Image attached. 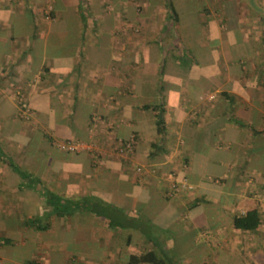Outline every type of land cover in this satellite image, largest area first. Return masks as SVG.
I'll return each mask as SVG.
<instances>
[{
    "label": "crops",
    "instance_id": "obj_1",
    "mask_svg": "<svg viewBox=\"0 0 264 264\" xmlns=\"http://www.w3.org/2000/svg\"><path fill=\"white\" fill-rule=\"evenodd\" d=\"M84 2L0 0V264H264V0Z\"/></svg>",
    "mask_w": 264,
    "mask_h": 264
},
{
    "label": "trees",
    "instance_id": "obj_2",
    "mask_svg": "<svg viewBox=\"0 0 264 264\" xmlns=\"http://www.w3.org/2000/svg\"><path fill=\"white\" fill-rule=\"evenodd\" d=\"M170 4V3H169ZM168 6L171 8V5ZM77 9L79 4H77ZM82 16V17H81ZM82 21V28L85 26V18L83 15H80ZM144 107H148L155 110V125L156 131L161 132L164 126V117H163V108L160 104H145ZM261 214L256 207L248 208L241 213H233L231 216V224L234 228L241 230H254L260 222ZM162 253H165L163 249L160 250V253L148 249L146 251L136 253H129L127 256L126 264H173L171 260L163 256Z\"/></svg>",
    "mask_w": 264,
    "mask_h": 264
},
{
    "label": "rangeland",
    "instance_id": "obj_3",
    "mask_svg": "<svg viewBox=\"0 0 264 264\" xmlns=\"http://www.w3.org/2000/svg\"><path fill=\"white\" fill-rule=\"evenodd\" d=\"M87 1V0H86ZM122 1V3H121ZM90 0V5H88V7L91 8V11L92 12H99V13H102V14H111V12H114V13H120L122 14L123 12L125 14H128L127 12L131 10V7L129 5L130 2H136V5H134L135 7H138L140 9V0ZM81 2V3H80ZM106 2V3H104ZM117 5V6H116ZM122 5V6H121ZM123 10V12H119L120 10H118L117 8H119ZM62 11V14H68L69 18L75 16L77 18L78 15H83V17L85 18V20H89L90 17H91V12L90 10L87 8V5L85 4V2L83 3V0H79V7L78 9H76V7L73 6V8H69V6L66 7V9H61ZM137 11H140V10H137ZM77 13V14H75ZM82 17V16H81ZM37 16H35V20H36ZM89 18V19H88ZM34 20V22H35ZM61 22L62 21H55V25L57 26H61ZM71 24V21H65V24L66 25H70ZM101 24H103V21H100ZM72 25V24H71ZM131 28V27H130ZM67 29V28H65ZM69 30H71L70 32V37L67 38L66 40L69 39V41H74V38L75 35H76V32L74 31L75 27L73 26V28H70L68 27ZM76 40H78V37L76 38ZM37 42H40L39 39L37 41V37L34 39V44L32 45V50L35 49V48H39L41 47L40 43H37ZM33 53V51H32Z\"/></svg>",
    "mask_w": 264,
    "mask_h": 264
},
{
    "label": "built area",
    "instance_id": "obj_4",
    "mask_svg": "<svg viewBox=\"0 0 264 264\" xmlns=\"http://www.w3.org/2000/svg\"><path fill=\"white\" fill-rule=\"evenodd\" d=\"M212 97V95H209V98ZM134 142V134H130L127 138L124 140L118 139V144L116 145L115 149L118 153H125L126 151L130 150L132 148V143ZM58 146L66 151H77L80 148H87L88 145L84 144H78L77 142L74 141H61L58 143ZM136 169H140L139 166L136 167ZM183 184V183H181ZM171 187L176 188L177 185L175 182L171 183Z\"/></svg>",
    "mask_w": 264,
    "mask_h": 264
}]
</instances>
